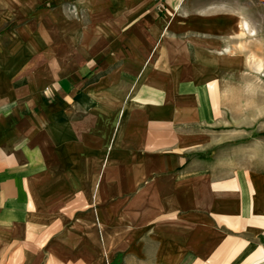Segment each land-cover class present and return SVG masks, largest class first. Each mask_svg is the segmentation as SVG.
<instances>
[{"label":"crops","instance_id":"crops-1","mask_svg":"<svg viewBox=\"0 0 264 264\" xmlns=\"http://www.w3.org/2000/svg\"><path fill=\"white\" fill-rule=\"evenodd\" d=\"M259 20L264 0H0V264H240L247 240L264 264V140L226 123Z\"/></svg>","mask_w":264,"mask_h":264},{"label":"rangeland","instance_id":"rangeland-1","mask_svg":"<svg viewBox=\"0 0 264 264\" xmlns=\"http://www.w3.org/2000/svg\"><path fill=\"white\" fill-rule=\"evenodd\" d=\"M262 22L264 23V21L259 20V23ZM258 69L257 86L251 84L248 79L238 82L240 83L241 95L229 98L233 103L229 109L230 112L226 114V123L227 128L235 130L236 134L241 133L242 138H247L246 136L251 134L252 137H259V140H264V58L261 55L258 59ZM244 71L246 72V70ZM255 88L258 91L257 96L253 95ZM258 150L259 152L262 150L260 145ZM251 244L253 243L250 240L243 243L240 264H256L258 262L259 252L262 250L256 248L255 244L251 248ZM226 264H232L229 262V258Z\"/></svg>","mask_w":264,"mask_h":264}]
</instances>
